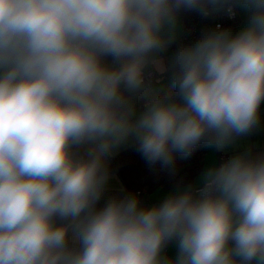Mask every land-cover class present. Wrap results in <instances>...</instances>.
<instances>
[{
  "label": "clouds",
  "instance_id": "9594fccd",
  "mask_svg": "<svg viewBox=\"0 0 264 264\" xmlns=\"http://www.w3.org/2000/svg\"><path fill=\"white\" fill-rule=\"evenodd\" d=\"M236 7L238 31L217 25L165 59L182 9ZM165 73L175 91L137 111ZM262 104L264 0H0V264H264V154L152 206L129 193L97 207L121 147L171 171L252 134Z\"/></svg>",
  "mask_w": 264,
  "mask_h": 264
},
{
  "label": "trees",
  "instance_id": "16d2710c",
  "mask_svg": "<svg viewBox=\"0 0 264 264\" xmlns=\"http://www.w3.org/2000/svg\"><path fill=\"white\" fill-rule=\"evenodd\" d=\"M223 9L221 14H223ZM192 14V18L198 12L181 10V16ZM217 13V14H219ZM226 23V21H224ZM237 23V21H236ZM168 90L164 93L174 92ZM206 145H200L187 158L177 156L173 170L162 168L160 164L149 166L140 153L136 150V145H132L121 153L114 155L109 160V170L111 174H116L124 185L123 190H105L97 207H102L111 197H123L129 193L136 194L145 190L146 194L155 189H171L179 186L193 185L197 176L202 172L205 157ZM145 194V196H146ZM145 196L144 201L145 202ZM142 203V205H143ZM74 244V243H73Z\"/></svg>",
  "mask_w": 264,
  "mask_h": 264
},
{
  "label": "crops",
  "instance_id": "0c3cea01",
  "mask_svg": "<svg viewBox=\"0 0 264 264\" xmlns=\"http://www.w3.org/2000/svg\"><path fill=\"white\" fill-rule=\"evenodd\" d=\"M221 11L222 9L220 11H214L212 13L217 14ZM235 12L237 15V23H236L235 29L233 30L234 32L238 31L239 28L246 22L247 15H248L247 12L240 7H236ZM192 19H193L192 14L190 13L179 17L178 35L175 40H177L181 36L184 27L187 24H189L192 21ZM172 53L173 52L169 48L168 51L164 53L163 55L165 56V59L167 60V58L170 57ZM108 62L111 63L110 58ZM151 88L153 89L152 92H149L147 95L141 94L137 98V101H136L137 111L143 110L144 105L153 97V95L155 94L164 95L165 91L174 89L171 85L170 73H165L164 75L156 74V80L153 84H151ZM260 111H261L260 126L249 136L237 139L234 144L228 146L223 151H217L216 149L208 147V146L205 147L206 153H205V157L203 161L202 172L198 175V177L195 179L192 185L194 189H197L202 186L201 184L198 183V181L201 179L202 174L206 171L208 167L212 166L213 164L218 165L219 163L224 161L220 159L221 156H225L226 159H228L230 156L236 153H239V152L246 151V150L250 151L253 155L264 154V104L261 105ZM134 144H135L134 142L128 143L127 145L121 147L114 155L121 153L122 151L126 150L127 148L131 147ZM198 178L199 180L197 181ZM123 189H124V185L119 179V177L116 174H111V177L109 179V182L105 190H123ZM163 192H158L157 194L158 197L154 198L155 204L157 203V200L159 199L161 200L162 196L166 195L165 193H168V192H165V190ZM148 195L149 193H147L145 196V202L143 203L144 206H152V205H148V201L152 199V198L149 199ZM72 243L76 244L78 242L73 240ZM176 251L177 249L175 246V241H173L167 246L166 254L168 256L174 257L176 254Z\"/></svg>",
  "mask_w": 264,
  "mask_h": 264
},
{
  "label": "built area",
  "instance_id": "2783aa9c",
  "mask_svg": "<svg viewBox=\"0 0 264 264\" xmlns=\"http://www.w3.org/2000/svg\"><path fill=\"white\" fill-rule=\"evenodd\" d=\"M224 21H226V23H224ZM236 21L237 15L235 9L233 11V14L231 15L228 14L225 10L223 11V14H214L211 12L208 16H202L197 13L192 21L184 27L181 36L177 40H175L169 48L172 52H174L176 48L181 44H191L198 40L205 32L214 30L217 25H219L221 28H231L232 30H234ZM151 80V84H153L156 80V74L151 78ZM220 159L225 160L226 157L221 156ZM198 189L199 188H197V190ZM145 194L146 191L144 189L136 193V195L140 199L141 204L144 201Z\"/></svg>",
  "mask_w": 264,
  "mask_h": 264
},
{
  "label": "rangeland",
  "instance_id": "374dc122",
  "mask_svg": "<svg viewBox=\"0 0 264 264\" xmlns=\"http://www.w3.org/2000/svg\"><path fill=\"white\" fill-rule=\"evenodd\" d=\"M179 17H181L180 14H179ZM197 177H198V176H197ZM198 180H199V178L197 179V181H198ZM184 187H185V186H179V187L171 188V189H155V190L149 192L148 197H149V199H150V198H152V199L148 201V205H155V202H154L155 199H154V198L158 197V195H157L158 192H163V191L165 190V192H168V193H165V194L167 195V194H169L170 192L176 190L177 188H184ZM162 190H163V191H162ZM154 194H155V195H154ZM163 194H164V192H163ZM166 195L162 196V199H161V200H160V199L157 200V203H156V204L162 202L163 198H164ZM160 197H161V196H160Z\"/></svg>",
  "mask_w": 264,
  "mask_h": 264
}]
</instances>
